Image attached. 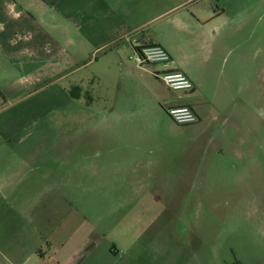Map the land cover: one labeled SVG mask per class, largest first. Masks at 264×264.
<instances>
[{
    "label": "crops",
    "instance_id": "1",
    "mask_svg": "<svg viewBox=\"0 0 264 264\" xmlns=\"http://www.w3.org/2000/svg\"><path fill=\"white\" fill-rule=\"evenodd\" d=\"M217 3L212 10L196 0H0V264H93L98 240H79V231L60 236L67 219L52 210L51 178L53 168L62 176L63 162L53 158L66 163L74 151L82 175L80 159L100 147L103 133L116 155L117 137L146 130L150 120L173 123L167 110L178 106L196 111L208 148L231 141L230 125L244 136L264 87V0ZM148 44L163 47L170 63L137 65L135 52ZM164 70L184 72L194 89L170 90L155 74ZM89 94L88 112L70 115L91 119V147L80 146L84 129L60 130L53 145L51 115L66 119L61 109ZM217 125L220 140L209 134ZM194 144L178 155L183 178L206 147ZM109 251L121 260L114 246Z\"/></svg>",
    "mask_w": 264,
    "mask_h": 264
},
{
    "label": "rangeland",
    "instance_id": "2",
    "mask_svg": "<svg viewBox=\"0 0 264 264\" xmlns=\"http://www.w3.org/2000/svg\"><path fill=\"white\" fill-rule=\"evenodd\" d=\"M217 2L196 0L201 7L211 4L212 10H217ZM70 90L74 98H80V88ZM90 94V98L85 95L81 102L73 100L61 109L67 111L66 119L56 118L57 111L51 115L47 124L53 145L61 139L60 130L69 135L84 129L80 146L91 147V119L81 115L76 120L70 115L88 112ZM255 112L243 141L230 125L231 141L220 147L208 148L207 141H201L198 125L185 127L155 119L144 131L135 129L117 137L120 149L116 155L103 133L99 159L96 148L80 159L82 175L76 172L74 151L66 163L63 158H53V162H63L62 176L53 168L51 178L52 210L64 212L67 219L60 236L67 238L79 231V240H98L99 248L90 256L93 264H264L262 86ZM217 126L209 131L214 140L222 137ZM193 143L206 147L197 149L195 163L193 158L189 161V169H194L189 176L194 177L183 178L180 173L186 165L178 155ZM137 155L145 159L144 164L131 165L129 157ZM154 157L161 159L158 164L152 161ZM204 170L203 178L200 173ZM92 227L98 232H87ZM113 246L121 260L108 253Z\"/></svg>",
    "mask_w": 264,
    "mask_h": 264
},
{
    "label": "built area",
    "instance_id": "3",
    "mask_svg": "<svg viewBox=\"0 0 264 264\" xmlns=\"http://www.w3.org/2000/svg\"><path fill=\"white\" fill-rule=\"evenodd\" d=\"M170 54L160 45L148 44L135 52V62L140 67L148 65H166L170 63ZM164 85L172 91L189 92L194 89L193 81L182 71L164 70L155 73ZM167 115L177 125L191 126L199 122L196 111L190 106L172 107Z\"/></svg>",
    "mask_w": 264,
    "mask_h": 264
}]
</instances>
